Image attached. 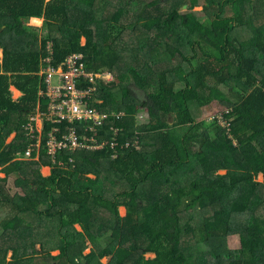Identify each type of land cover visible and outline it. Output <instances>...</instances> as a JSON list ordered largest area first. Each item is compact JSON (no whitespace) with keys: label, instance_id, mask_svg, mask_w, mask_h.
I'll use <instances>...</instances> for the list:
<instances>
[{"label":"trees","instance_id":"16d2710c","mask_svg":"<svg viewBox=\"0 0 264 264\" xmlns=\"http://www.w3.org/2000/svg\"><path fill=\"white\" fill-rule=\"evenodd\" d=\"M200 5L0 0V264H264V0ZM51 40L54 65L79 53L113 73L100 108L125 114L122 142L139 148L65 152L55 167L44 149L17 160L29 114L46 107ZM214 103L231 110L234 140L199 121ZM141 110L150 123L136 120Z\"/></svg>","mask_w":264,"mask_h":264},{"label":"built area","instance_id":"2783aa9c","mask_svg":"<svg viewBox=\"0 0 264 264\" xmlns=\"http://www.w3.org/2000/svg\"><path fill=\"white\" fill-rule=\"evenodd\" d=\"M53 55L54 42L51 40L46 44V56L42 58L39 71L42 79L39 96L47 100L46 107H37L29 114L22 129L29 145L18 154L17 160L38 161L44 149L51 166L55 167L61 165L59 157L65 152L74 155L83 150H108L112 159H116L127 150L139 148L137 138L122 142L124 127L120 125L125 114L100 108L103 100L98 97L99 87L114 82L113 73L103 69L89 70L83 54L79 53L71 54L56 66ZM230 114V109H224L208 120L227 131L229 138L234 140L231 134L233 119L227 118ZM14 136L15 133L12 139ZM234 144L238 146L236 141ZM74 162L70 157L69 164ZM51 166L42 169L51 171Z\"/></svg>","mask_w":264,"mask_h":264},{"label":"rangeland","instance_id":"374dc122","mask_svg":"<svg viewBox=\"0 0 264 264\" xmlns=\"http://www.w3.org/2000/svg\"><path fill=\"white\" fill-rule=\"evenodd\" d=\"M203 2H204V0H200V6H198V7H196V10H202V5H203ZM31 21V20H30ZM29 21V25L30 26H32V27H42V24L40 23H35L36 25H34V24H32L31 22ZM263 22H264V18H263ZM83 42H84V40H83ZM54 83H57V79H56V77H54ZM14 87H11L10 89H11V91H12V97H13V99H18L19 97H21V95H20V93L21 92H16L15 91V89H13ZM103 105H104V103H103ZM102 105V106H103ZM224 107V106H223ZM221 105L220 106H217V107H212V108H210L209 110H208V113L206 112L205 113V111H203V114H202V116L200 117V120L199 121H206V122H208V123H210L209 122V120H208V118L211 116V114H215V113H220V112H222L224 109H226V107H224L223 108ZM142 111H144V110H141L139 113H138V116H137V118H138V122L139 123H141V119H140V117L142 116V121L143 120H145V119H143V115H145L144 114V112H142ZM210 114V115H209ZM147 115V119H148V114H146ZM149 123H150V121H149ZM143 124V123H142ZM8 143L10 142V141H12V136H10L9 138H8ZM24 173V172H23ZM41 173L43 174V176H49L50 175V173H51V171L50 170H48V168H43V169H41ZM0 177H3V174H1L0 173ZM262 181V176H260L259 177V181ZM9 185L13 188H11L12 189V194H14V193H21V191L19 192L18 190H16L15 188H14V186H13V180H10V182H9ZM119 212H120V215L121 216H125V213H126V210H125V207H120L119 208ZM3 218V211L0 209V219H2ZM79 230H80V227H77ZM229 244H230V247L232 248V249H239V248H241V240H240V237L239 236H235V237H231L230 239H229ZM39 247V246H38ZM89 251H90V248L89 249H87L86 251H85V253H89ZM58 254V251H53V253H52V255H57ZM153 255H148L147 257H152ZM9 257H10V255H9ZM103 262L104 263H106V259H104L103 260Z\"/></svg>","mask_w":264,"mask_h":264},{"label":"crops","instance_id":"0c3cea01","mask_svg":"<svg viewBox=\"0 0 264 264\" xmlns=\"http://www.w3.org/2000/svg\"><path fill=\"white\" fill-rule=\"evenodd\" d=\"M35 19H38V18H32L31 19V23L32 24H34V25H36L35 24V22L33 21V20H35ZM39 20H41V24H43V19H39ZM13 89H15V88H13ZM15 91L16 92H19L17 89H15ZM20 95H21V93H20ZM217 106H220V104L219 103H214V104H212L211 106H209V107H207V108H205L203 111H205V113L207 112L208 113V110L210 109V108H212V107H217ZM222 106V105H221ZM223 107V106H222ZM224 108V107H223ZM203 111H202V114H203ZM142 112H144V114L145 115H143V119H145V120H141V123H143V124H148L149 123V121H150V117H149V114H148V112L147 111H142ZM146 114H148V119H147V115ZM210 115V114H209ZM211 115H213V114H211ZM200 122H205V121H200ZM13 135V134H12ZM11 135V136H12ZM49 170V169H48ZM226 172L227 171H225V170H223V171H221L220 173L221 174H226ZM4 176V175H3ZM260 176H262V181L260 180V182H263L264 181V175L263 174H261ZM259 176V177H260ZM259 180V179H258ZM17 190V189H16ZM126 214V213H125ZM233 237H235V236H233Z\"/></svg>","mask_w":264,"mask_h":264},{"label":"water","instance_id":"95a60500","mask_svg":"<svg viewBox=\"0 0 264 264\" xmlns=\"http://www.w3.org/2000/svg\"><path fill=\"white\" fill-rule=\"evenodd\" d=\"M185 8H187V6H185Z\"/></svg>","mask_w":264,"mask_h":264},{"label":"flooded vegetation","instance_id":"af4514ba","mask_svg":"<svg viewBox=\"0 0 264 264\" xmlns=\"http://www.w3.org/2000/svg\"><path fill=\"white\" fill-rule=\"evenodd\" d=\"M90 252V251H89Z\"/></svg>","mask_w":264,"mask_h":264}]
</instances>
